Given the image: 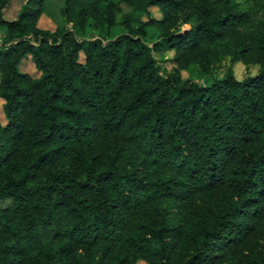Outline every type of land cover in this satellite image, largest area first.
<instances>
[{
  "label": "trees",
  "instance_id": "trees-1",
  "mask_svg": "<svg viewBox=\"0 0 264 264\" xmlns=\"http://www.w3.org/2000/svg\"><path fill=\"white\" fill-rule=\"evenodd\" d=\"M9 2L0 264H264V0Z\"/></svg>",
  "mask_w": 264,
  "mask_h": 264
},
{
  "label": "rangeland",
  "instance_id": "rangeland-1",
  "mask_svg": "<svg viewBox=\"0 0 264 264\" xmlns=\"http://www.w3.org/2000/svg\"><path fill=\"white\" fill-rule=\"evenodd\" d=\"M118 1V0H113ZM24 0H10L7 8L2 12V16L5 20H13L16 18L19 9ZM64 4V0H45V13L39 18V25H42L44 28L53 29L55 24L64 25L66 28L72 30L73 26L70 22H65L64 18L60 15V7ZM123 11L130 13L134 17L140 16L139 12L133 11L130 7L125 4H121ZM151 14L154 17H159L158 11L155 8H151ZM143 18L145 16L142 15ZM188 29V25H182V31ZM2 33L0 29V39H2ZM152 45V43H150ZM155 58L158 60V63L167 71H169L174 64L170 61L173 56V51H165L164 53H154ZM82 59V58H81ZM230 57H222L220 60L215 62L214 67V76L216 78H221L225 75L227 68L230 65ZM233 71L237 79L241 80L245 76H253L258 73L259 66L257 64L244 65L241 62H237L233 65ZM24 70H31V65L26 61L23 67ZM34 71V70H33ZM182 76L184 78H193L197 82H204L206 78H210L204 74L197 66H191L187 70L182 71ZM138 264H146L145 262H138Z\"/></svg>",
  "mask_w": 264,
  "mask_h": 264
}]
</instances>
